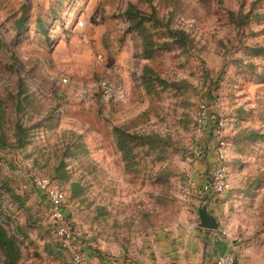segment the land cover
Returning <instances> with one entry per match:
<instances>
[{"label":"rangeland","instance_id":"1","mask_svg":"<svg viewBox=\"0 0 264 264\" xmlns=\"http://www.w3.org/2000/svg\"><path fill=\"white\" fill-rule=\"evenodd\" d=\"M129 7L161 23L137 27ZM101 79L124 100L103 104ZM217 137L231 190L199 207L246 251L235 264H264V0H0V223L15 264H70L72 251L139 264L163 236L201 228L183 187L211 176ZM35 176L65 196L67 245Z\"/></svg>","mask_w":264,"mask_h":264},{"label":"built area","instance_id":"2","mask_svg":"<svg viewBox=\"0 0 264 264\" xmlns=\"http://www.w3.org/2000/svg\"><path fill=\"white\" fill-rule=\"evenodd\" d=\"M65 82V81H64ZM95 91L100 101L108 105L110 103H117L124 100V94L120 88H117L108 79H101L95 85ZM80 96L86 99L88 91H81ZM208 118L206 105L201 103L196 115V129L197 131L203 130L205 122ZM223 123L219 121L214 127V134L221 136ZM215 155L218 160V164L213 169L211 176L207 179V182L203 185V194L225 195L231 190L229 170L225 165V159L227 157L226 141L223 137H217L215 143ZM193 157L199 159L202 155V151L199 148H194L192 151ZM33 185L36 191L45 197L49 204L50 215L52 218V224L56 236L63 241V245L73 239L74 231L71 230L69 223L65 217L64 202L65 196L63 192L54 186L51 181L43 176L33 177ZM192 185L186 184L183 187V195L185 197L192 194ZM236 254L234 252H228L216 257L207 264H235ZM70 264H86L83 254L80 251H72Z\"/></svg>","mask_w":264,"mask_h":264},{"label":"crops","instance_id":"3","mask_svg":"<svg viewBox=\"0 0 264 264\" xmlns=\"http://www.w3.org/2000/svg\"><path fill=\"white\" fill-rule=\"evenodd\" d=\"M200 183L198 189H194L190 198L195 209L199 207L198 200L203 198V185ZM210 199L208 194L207 201ZM198 200V201H197ZM197 201V202H196ZM208 212L213 214L211 206H207ZM192 224H185L183 232L168 234L158 243L150 244L151 247L140 257L139 264H207L216 257L228 252L236 254V261L246 254L245 250L238 249L236 243L228 237L221 228L212 230L206 228H197ZM122 264V263H120Z\"/></svg>","mask_w":264,"mask_h":264},{"label":"trees","instance_id":"4","mask_svg":"<svg viewBox=\"0 0 264 264\" xmlns=\"http://www.w3.org/2000/svg\"><path fill=\"white\" fill-rule=\"evenodd\" d=\"M155 13H156L155 10L151 11L149 17L145 18L146 16L141 15L142 13L140 11L138 12L137 10L133 9V7H129L125 11V17H127V19L130 22L133 21L137 25V27L139 26L141 27L144 20L150 21L153 25L154 24L159 25L161 21L159 20L158 17H156L157 15ZM143 30L144 29L141 28V31ZM170 34H172L176 44H178L181 47H184L186 45L187 38L184 31H170ZM254 136L260 138V136L262 135H258L255 133ZM120 137L123 136L120 135ZM0 251L3 256V264H15L20 257V251L15 240L13 239V237L8 235L6 229L3 227L1 223H0Z\"/></svg>","mask_w":264,"mask_h":264},{"label":"water","instance_id":"5","mask_svg":"<svg viewBox=\"0 0 264 264\" xmlns=\"http://www.w3.org/2000/svg\"><path fill=\"white\" fill-rule=\"evenodd\" d=\"M197 214L199 218L197 226L212 230L219 228L218 219L213 214L208 212L205 204L198 207Z\"/></svg>","mask_w":264,"mask_h":264}]
</instances>
